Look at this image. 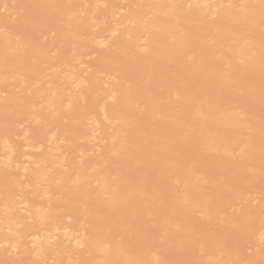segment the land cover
I'll return each instance as SVG.
<instances>
[{
	"label": "bare ground",
	"instance_id": "1",
	"mask_svg": "<svg viewBox=\"0 0 264 264\" xmlns=\"http://www.w3.org/2000/svg\"><path fill=\"white\" fill-rule=\"evenodd\" d=\"M0 264H264V0H0Z\"/></svg>",
	"mask_w": 264,
	"mask_h": 264
}]
</instances>
